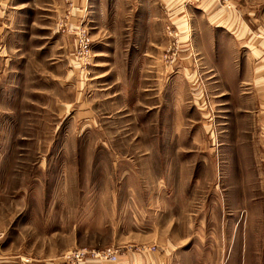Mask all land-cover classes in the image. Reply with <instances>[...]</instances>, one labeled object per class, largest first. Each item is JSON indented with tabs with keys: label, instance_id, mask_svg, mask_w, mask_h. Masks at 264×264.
Returning a JSON list of instances; mask_svg holds the SVG:
<instances>
[{
	"label": "rangeland",
	"instance_id": "rangeland-1",
	"mask_svg": "<svg viewBox=\"0 0 264 264\" xmlns=\"http://www.w3.org/2000/svg\"><path fill=\"white\" fill-rule=\"evenodd\" d=\"M231 3L0 0V264H264V0Z\"/></svg>",
	"mask_w": 264,
	"mask_h": 264
},
{
	"label": "built area",
	"instance_id": "built-area-1",
	"mask_svg": "<svg viewBox=\"0 0 264 264\" xmlns=\"http://www.w3.org/2000/svg\"><path fill=\"white\" fill-rule=\"evenodd\" d=\"M208 1L214 2L222 6V8L226 10H230L232 8L231 0H208ZM79 42L83 49L88 50L90 46V42L85 35L80 37ZM90 256L94 258V260L100 261L101 263L105 261L112 262L118 260V257L115 255L112 249H107L99 252L95 250L93 251L81 250L77 252H72L69 256H67V258L70 261V264H80L81 261H83L85 258H89Z\"/></svg>",
	"mask_w": 264,
	"mask_h": 264
},
{
	"label": "crops",
	"instance_id": "crops-1",
	"mask_svg": "<svg viewBox=\"0 0 264 264\" xmlns=\"http://www.w3.org/2000/svg\"><path fill=\"white\" fill-rule=\"evenodd\" d=\"M85 1H86V0H80V4H81L82 8H83V6H84Z\"/></svg>",
	"mask_w": 264,
	"mask_h": 264
}]
</instances>
